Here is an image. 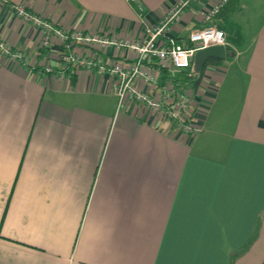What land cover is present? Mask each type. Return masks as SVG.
Here are the masks:
<instances>
[{
    "label": "crops",
    "instance_id": "1",
    "mask_svg": "<svg viewBox=\"0 0 264 264\" xmlns=\"http://www.w3.org/2000/svg\"><path fill=\"white\" fill-rule=\"evenodd\" d=\"M175 1L0 0V39L36 60L38 33L11 8L21 4L60 29L140 42ZM215 2L198 0L160 39L185 45L216 28L225 60L196 81L144 63L195 100L201 131L188 143L119 106L106 73L76 69L72 83L0 58V264L263 263L264 0H234L205 23ZM44 63L58 71L55 47Z\"/></svg>",
    "mask_w": 264,
    "mask_h": 264
},
{
    "label": "built area",
    "instance_id": "2",
    "mask_svg": "<svg viewBox=\"0 0 264 264\" xmlns=\"http://www.w3.org/2000/svg\"><path fill=\"white\" fill-rule=\"evenodd\" d=\"M198 0H177L167 10L158 26H144L143 38L140 42L123 40L107 33H92L78 29H60L41 17L27 11L24 5H13L15 16L24 23L37 27V49L55 47L60 68L52 72L48 64H43L44 72L65 76L63 69L73 66L76 69L88 71L97 70L106 73L112 80V89L118 98V104L144 108L151 118L162 122L170 132L188 143L201 131L196 121L197 106L195 100L186 95L182 88L173 84L162 85L156 73L145 68L146 61H157L159 66L175 71H186L193 65L198 51L225 45L223 31L206 27L192 33L185 45L177 44L174 40L162 41L167 29L181 20L185 9ZM230 0H216L204 13V22L213 19ZM84 49H86L84 51ZM90 51L113 52L118 61L111 64L96 63ZM0 56L7 58L10 65L19 63L26 65L20 50L13 49L0 39ZM130 57L131 62H121V58ZM33 67L35 61H32ZM143 87H139L138 84ZM157 92V94H156Z\"/></svg>",
    "mask_w": 264,
    "mask_h": 264
},
{
    "label": "trees",
    "instance_id": "3",
    "mask_svg": "<svg viewBox=\"0 0 264 264\" xmlns=\"http://www.w3.org/2000/svg\"><path fill=\"white\" fill-rule=\"evenodd\" d=\"M233 1L234 0H230L221 10H220V12L218 13V15L216 16V17H219V16H223V15H226V14H228V13H230L232 10H233V8H234V5H233ZM40 53H38V55H37V58H36V66L34 67L35 68V70H40V71H44V67L43 66H39V64L41 63V62H45V58H46V55H47V50L46 49H41L40 51H39ZM227 54H229V53H227ZM206 66V65H205ZM205 66H203L201 69H199L198 71H199V73L201 74L202 73V71H203V69L205 68ZM161 67V66H160ZM195 67V65L193 64L192 66H191V68H194ZM75 71H76V68H73V66H67V67H65L64 69H63V72H64V74H65V76H68L69 78H70V80H71V82L73 83L74 82V80H75V78H76V73H75ZM52 72H54V73H56V72H58L57 70H52ZM48 74H51V73H48ZM194 84V87L197 85V83H193ZM262 264H264V261H263V263Z\"/></svg>",
    "mask_w": 264,
    "mask_h": 264
},
{
    "label": "water",
    "instance_id": "4",
    "mask_svg": "<svg viewBox=\"0 0 264 264\" xmlns=\"http://www.w3.org/2000/svg\"><path fill=\"white\" fill-rule=\"evenodd\" d=\"M209 60H225V48L223 46H216L198 51L194 57V65L199 70L208 64Z\"/></svg>",
    "mask_w": 264,
    "mask_h": 264
},
{
    "label": "rangeland",
    "instance_id": "5",
    "mask_svg": "<svg viewBox=\"0 0 264 264\" xmlns=\"http://www.w3.org/2000/svg\"><path fill=\"white\" fill-rule=\"evenodd\" d=\"M130 3H132L133 4V2H131V1H129ZM133 6H135V4H133ZM188 9V8H187ZM186 10V9H185ZM184 13V12H183ZM218 15V14H217ZM216 15V16H217ZM215 16V17H216ZM164 18V17H163ZM28 24V23H27ZM30 26H32L31 24H29ZM33 27V26H32ZM34 28V30H36V28L37 27H33ZM39 37V36H38ZM39 39V38H38ZM37 45H38V43H37ZM47 51H48V49H46ZM0 58H5V57H2V56H0ZM25 58V60L27 59V57H24ZM6 60H7V58H5ZM8 61V60H7ZM24 64H26V65H21V64H19V63H16L15 65H18V66H21V67H23V68H26V67H32L34 70H35V66H36V61H35V66L33 67V63L32 62H30V61H28L27 60V62L25 63L24 62ZM43 64H44V62H41L40 64H39V66H43ZM44 67V66H43ZM45 68V67H44ZM188 72L191 74V76L193 77V79L196 81V79L198 78V71H197V69H196V67H194V68H191V70H188ZM171 74H175V75H179L180 73H174V72H172ZM188 91V90H187ZM117 100H118V98H117Z\"/></svg>",
    "mask_w": 264,
    "mask_h": 264
}]
</instances>
